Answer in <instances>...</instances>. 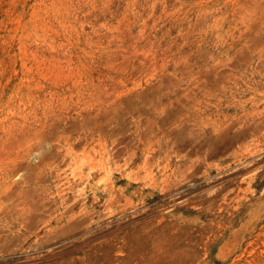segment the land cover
Segmentation results:
<instances>
[{
  "label": "rangeland",
  "instance_id": "rangeland-1",
  "mask_svg": "<svg viewBox=\"0 0 264 264\" xmlns=\"http://www.w3.org/2000/svg\"><path fill=\"white\" fill-rule=\"evenodd\" d=\"M0 264H264V0H0Z\"/></svg>",
  "mask_w": 264,
  "mask_h": 264
}]
</instances>
